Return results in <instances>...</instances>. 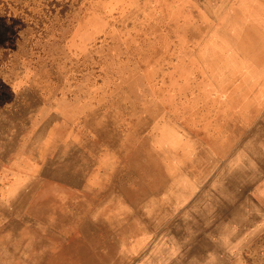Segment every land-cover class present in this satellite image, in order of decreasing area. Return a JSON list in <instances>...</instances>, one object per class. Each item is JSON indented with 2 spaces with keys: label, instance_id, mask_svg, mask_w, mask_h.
Returning <instances> with one entry per match:
<instances>
[{
  "label": "rangeland",
  "instance_id": "1",
  "mask_svg": "<svg viewBox=\"0 0 264 264\" xmlns=\"http://www.w3.org/2000/svg\"><path fill=\"white\" fill-rule=\"evenodd\" d=\"M254 118L264 0H0V264H264V160L195 155Z\"/></svg>",
  "mask_w": 264,
  "mask_h": 264
},
{
  "label": "crops",
  "instance_id": "2",
  "mask_svg": "<svg viewBox=\"0 0 264 264\" xmlns=\"http://www.w3.org/2000/svg\"><path fill=\"white\" fill-rule=\"evenodd\" d=\"M229 123L232 131L230 129L229 130L233 132L232 139L236 140V145H233L229 149L225 148V151L219 150V148L217 149L218 151H214L213 149H196L195 151V155H199L202 158L204 157V159L209 161V163L221 164L219 168H215L221 170V175H219L220 172L218 170L215 171L214 169L206 176H201L199 178V181L202 180L200 184L202 190L209 188V190L205 192L207 197L203 200L204 206H235V203H237L235 201L237 200L235 196H246L248 198L249 192L255 186L257 187L258 184V171L255 174H251V171H248L250 174H246L244 172L247 169L260 170L258 165L250 167L242 159L247 157L255 163H259L260 160H264V144L262 143L264 142V119L260 121L254 118L249 121V123H237L234 119H232ZM235 128H239L241 132H243L240 139H238L239 137L235 133ZM178 135L180 136V133ZM226 164H229V166L233 167L235 170H241V175L238 171L236 174L232 173L230 175H225L223 172L224 170L220 168ZM225 168H227V166H225ZM245 176L247 178H245ZM240 203L241 202H238V205H240ZM163 212L164 213L161 217L167 220L169 216L165 214L164 210ZM157 249H155L152 254L153 258L154 255H158L159 253ZM149 250L153 251L154 249L150 248Z\"/></svg>",
  "mask_w": 264,
  "mask_h": 264
},
{
  "label": "bare ground",
  "instance_id": "3",
  "mask_svg": "<svg viewBox=\"0 0 264 264\" xmlns=\"http://www.w3.org/2000/svg\"><path fill=\"white\" fill-rule=\"evenodd\" d=\"M239 20V19H238ZM179 129V128H178ZM232 131V130H231ZM239 131V130H238ZM233 133V132H232ZM258 136V135H257ZM235 138H237V137H235ZM234 138V139H235ZM236 141V140H235ZM262 141H263V139H262ZM263 143V142H262ZM224 151H225V149H224ZM259 166V165H258ZM260 168H263V167H260ZM238 170H235L234 169V171H232L234 174H236V172H237ZM246 171H248V169L247 170H245L244 172L246 173ZM238 173L241 175V170L240 171H238Z\"/></svg>",
  "mask_w": 264,
  "mask_h": 264
}]
</instances>
